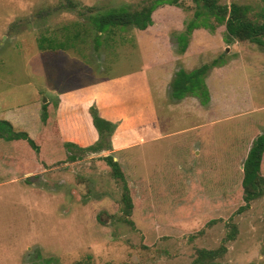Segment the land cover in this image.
<instances>
[{
    "label": "rangeland",
    "instance_id": "1",
    "mask_svg": "<svg viewBox=\"0 0 264 264\" xmlns=\"http://www.w3.org/2000/svg\"><path fill=\"white\" fill-rule=\"evenodd\" d=\"M154 1L0 0V120L38 146L35 153L0 140V264H191L199 250L216 253L201 263L264 264V194L237 213L241 164L264 133V46L226 45L223 24L191 0H163L144 30L101 33L94 48L86 8L138 11ZM216 1L247 6L251 21H264L259 0ZM190 21L197 26L177 54L174 37ZM202 65L207 104L171 100L174 72ZM137 73L145 93L138 102L148 94L152 110L121 137L129 146L70 162L74 149L36 143L41 105L65 113L67 95ZM106 155L124 177L129 223ZM260 171L264 177V152Z\"/></svg>",
    "mask_w": 264,
    "mask_h": 264
},
{
    "label": "trees",
    "instance_id": "2",
    "mask_svg": "<svg viewBox=\"0 0 264 264\" xmlns=\"http://www.w3.org/2000/svg\"><path fill=\"white\" fill-rule=\"evenodd\" d=\"M196 6H199L205 14L213 17L216 21L223 24L224 32L222 40L226 45L235 42H248L257 46H264V21L256 23L248 18L249 8L244 5L229 4L220 5L216 0H191ZM263 4L264 0H259ZM163 0H155L151 5L141 8L138 11H130L128 9H118L103 12L102 14L94 13L93 9L86 8L85 11L90 13L88 22L94 31L93 37L94 48L99 46V35H107L113 29L122 27H135L138 30H144L150 25L151 21L149 14L155 4L162 3ZM174 3V2H173ZM67 6L73 5L67 1ZM195 16L199 14L194 13ZM193 22H188L184 34L174 37V52L182 54L186 49V36L195 28ZM217 65L213 61L211 66ZM208 69L207 65H202L198 68L184 71L178 69L174 72L172 79L168 85V96L173 101L182 100L185 97H192L197 99L198 103L202 106L208 102V92L205 86L204 77ZM47 104L41 105V112L39 116L40 130L37 133L38 145L41 143L55 142L61 144L63 148L74 149L76 154H69L67 159L72 162L80 158V156L87 153H97L100 151H110V137L116 128V123H111L104 120L98 115V111L94 105L89 106L88 116L92 128L96 132V140L89 146L84 148L77 147L71 143H63L58 140L56 127L53 122L52 114H49ZM54 110V109H52ZM50 138V139H49ZM0 140L5 142H24L28 148L37 153L38 146L30 139L24 132H15L11 125L4 120H0ZM264 152V133L255 137L246 153V156L241 164V199L243 205L238 207L237 213L245 211L249 203L264 194V177H262L260 167L262 162V155ZM105 165L109 168L110 176L120 184V210L124 217L125 222L129 223L126 219L131 212V200L128 194V189L124 177L119 169L118 163L114 160L113 156L106 155L101 158ZM232 233L226 235L227 241L233 238L234 229L231 227ZM220 250V249H219ZM216 253L213 251L199 250L197 251V258L191 264H212L211 260L207 263H201L205 259L212 258Z\"/></svg>",
    "mask_w": 264,
    "mask_h": 264
},
{
    "label": "crops",
    "instance_id": "3",
    "mask_svg": "<svg viewBox=\"0 0 264 264\" xmlns=\"http://www.w3.org/2000/svg\"><path fill=\"white\" fill-rule=\"evenodd\" d=\"M141 76V74L137 73L133 76L126 75L117 79L99 80L92 87L84 89L81 95H67L66 112L60 113V108H58L56 113L52 115L58 140L63 143L74 144L80 148L89 146L96 140V132L92 128L87 113V108L92 103L101 118L111 123H116V128L110 137V145L113 149H122L133 143V141L129 142L127 139L122 140L121 137H124L125 133H135V130H131L132 125L139 123L140 117L144 120L145 112L148 117L150 111H147L149 109L152 110L148 94L144 102H138L140 101L141 92L142 96L145 95L138 88ZM130 80L133 82L131 83ZM130 83L131 85L128 88H123L125 84ZM111 84L120 86L123 90L116 92V87L114 88ZM126 96H129L133 103L130 101L127 104ZM62 106L65 105L60 102L58 107ZM79 130H81V133H79Z\"/></svg>",
    "mask_w": 264,
    "mask_h": 264
},
{
    "label": "water",
    "instance_id": "4",
    "mask_svg": "<svg viewBox=\"0 0 264 264\" xmlns=\"http://www.w3.org/2000/svg\"><path fill=\"white\" fill-rule=\"evenodd\" d=\"M44 101V99H42Z\"/></svg>",
    "mask_w": 264,
    "mask_h": 264
}]
</instances>
